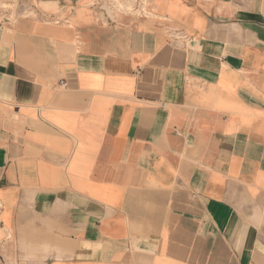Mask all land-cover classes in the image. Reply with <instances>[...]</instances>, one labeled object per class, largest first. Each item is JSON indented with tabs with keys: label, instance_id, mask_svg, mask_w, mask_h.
Masks as SVG:
<instances>
[{
	"label": "crops",
	"instance_id": "0c3cea01",
	"mask_svg": "<svg viewBox=\"0 0 264 264\" xmlns=\"http://www.w3.org/2000/svg\"><path fill=\"white\" fill-rule=\"evenodd\" d=\"M0 264H264V0H0Z\"/></svg>",
	"mask_w": 264,
	"mask_h": 264
},
{
	"label": "built area",
	"instance_id": "2783aa9c",
	"mask_svg": "<svg viewBox=\"0 0 264 264\" xmlns=\"http://www.w3.org/2000/svg\"><path fill=\"white\" fill-rule=\"evenodd\" d=\"M63 85V84H62Z\"/></svg>",
	"mask_w": 264,
	"mask_h": 264
}]
</instances>
